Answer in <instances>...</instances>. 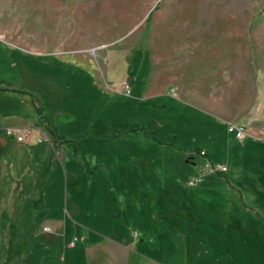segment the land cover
I'll return each mask as SVG.
<instances>
[{
    "label": "rangeland",
    "instance_id": "rangeland-1",
    "mask_svg": "<svg viewBox=\"0 0 264 264\" xmlns=\"http://www.w3.org/2000/svg\"><path fill=\"white\" fill-rule=\"evenodd\" d=\"M3 88L0 264H87L97 234L195 264L235 214L264 238V0H0Z\"/></svg>",
    "mask_w": 264,
    "mask_h": 264
},
{
    "label": "trees",
    "instance_id": "trees-1",
    "mask_svg": "<svg viewBox=\"0 0 264 264\" xmlns=\"http://www.w3.org/2000/svg\"><path fill=\"white\" fill-rule=\"evenodd\" d=\"M1 91H6L8 89H0ZM42 114V113H40ZM41 117H44L42 115H40ZM56 127L53 126L52 130L49 132L51 133L52 136L55 137V140L61 143H65V142H71L70 140H66L64 139V137L62 135H59L56 132ZM133 131H138L137 128L132 129ZM129 130H122L120 132V135L124 132H128ZM160 144H167L165 142H159ZM185 151V150H184ZM197 153H200V150L196 151ZM203 155V154H201ZM72 166L70 168H72L71 170H75L76 169V163H69ZM227 173L228 172H219V171H215V175L218 177H227ZM235 218V220L237 221V224H232V225H228L227 228L223 229L224 230V234L225 237L220 240V243H216L213 242L209 245V247L211 248L209 251V255H204L203 257L201 255H199L198 257H196L195 259V264H249L251 261H256L257 259L263 258L264 257V238H263V234L260 232V228L257 227L256 223L252 220H250L248 217H241L240 215H234L233 216ZM262 220H264V218H262ZM116 228V227H115ZM114 230V228H112ZM116 236H118V232H115ZM197 234L200 233L199 230L196 232ZM195 233V235H197ZM77 242H74L73 246H75ZM222 244L225 246V248H229L232 250V253H234L235 251V256H236V252H239V256H240V251H245V253H249V257L251 255V252H253V257L255 259L252 258H247V259H241V257H231V254L228 256H224L222 254H219L218 251H220V249L222 248ZM24 244H22L21 246H12V249H24L23 247ZM72 246V247H73ZM221 247V248H220ZM241 247H243V249H241ZM224 248V247H223ZM241 249V250H240ZM132 257H131V263L130 264H138V258H143L145 257L142 253L137 252L135 249L131 251Z\"/></svg>",
    "mask_w": 264,
    "mask_h": 264
},
{
    "label": "crops",
    "instance_id": "crops-1",
    "mask_svg": "<svg viewBox=\"0 0 264 264\" xmlns=\"http://www.w3.org/2000/svg\"><path fill=\"white\" fill-rule=\"evenodd\" d=\"M191 109L195 110V108H191ZM195 111H197V110H195ZM203 114L208 115L206 113H203ZM200 123L202 124L204 122H200ZM205 124L207 125L206 122H205ZM220 125L224 129L226 128V122L220 121ZM133 132H135V131H133ZM136 133H137L136 136L141 134L139 131H136ZM214 135L215 134L213 132L209 133V130H207L205 139L210 140V141H214L213 140V139H215ZM188 150H185V152H188ZM195 150H200V152H201L200 154H203L204 155L203 157H205V159H207V160L210 159L209 161H211V163H213V164L215 163L212 161L214 159H212L207 154V151L204 149V147L203 148H196ZM201 150H203V151H201ZM191 157L195 158L194 155H192ZM221 164H224V163H221ZM226 164L228 165V163H226ZM228 172H229V170H228ZM258 191H260L259 195H260V197H262L261 202L264 203V201H263L264 200V187L258 189ZM251 201L254 202V201H256V199L253 198ZM263 203H261V204L259 203V205H261L260 210H262L264 212V204ZM249 209L253 210L251 208H249ZM235 215H237V214H235ZM229 223L235 225V224H237V221L233 217V220L230 221ZM83 237H80L79 241L82 243L86 242L83 245L82 250H83L84 257L86 259L87 264H127L129 250H128V248L125 247L126 244L123 243L122 241H118V240H115L114 238H110L108 236L99 235V234H97L95 238H90L89 236L85 237L86 240H83ZM87 239L91 240V242L88 243ZM74 257L75 256H72V258H73L72 261L74 260ZM59 259L62 261H65V258L63 257V255L62 256L59 255Z\"/></svg>",
    "mask_w": 264,
    "mask_h": 264
},
{
    "label": "built area",
    "instance_id": "built-area-1",
    "mask_svg": "<svg viewBox=\"0 0 264 264\" xmlns=\"http://www.w3.org/2000/svg\"><path fill=\"white\" fill-rule=\"evenodd\" d=\"M121 93L125 96H129L130 95V86L129 83L127 81H123L121 83ZM228 133H233L235 138L239 141L242 142L245 140L246 136L248 135L247 133V127L245 124L243 123H230L227 125L226 128ZM203 153V152H202ZM211 164V167L214 169V171H219V172H227V166L225 164ZM208 166V164H207ZM196 182H199V180H191L190 184L193 185ZM46 230H49L46 227ZM135 235L137 234L136 232L134 233ZM76 241V238L73 239V241L71 242V244L73 245L74 242Z\"/></svg>",
    "mask_w": 264,
    "mask_h": 264
}]
</instances>
